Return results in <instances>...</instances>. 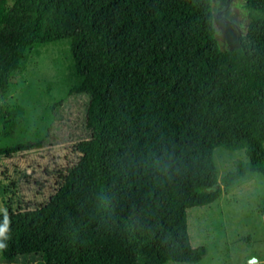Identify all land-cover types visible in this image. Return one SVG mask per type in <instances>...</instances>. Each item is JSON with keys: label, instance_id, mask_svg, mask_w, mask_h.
Returning a JSON list of instances; mask_svg holds the SVG:
<instances>
[{"label": "trees", "instance_id": "obj_1", "mask_svg": "<svg viewBox=\"0 0 264 264\" xmlns=\"http://www.w3.org/2000/svg\"><path fill=\"white\" fill-rule=\"evenodd\" d=\"M243 5L238 46L221 50L211 0H0V92L64 42L89 133L60 164L34 167L46 141L3 145L26 109L0 103V184L19 189L5 198L6 264L201 261L187 210L264 175V0ZM217 149L242 153L222 176Z\"/></svg>", "mask_w": 264, "mask_h": 264}, {"label": "rangeland", "instance_id": "obj_2", "mask_svg": "<svg viewBox=\"0 0 264 264\" xmlns=\"http://www.w3.org/2000/svg\"><path fill=\"white\" fill-rule=\"evenodd\" d=\"M218 46L227 50L238 46V35L244 33L247 9L244 0H211ZM67 44L42 46L30 55L25 69L16 73L18 83L11 92H0V103L23 106L26 113L3 145L25 140H45L48 152L30 160L50 168L60 164L64 147L88 137L84 126L87 99L68 92L70 86ZM215 159L222 176L242 158L238 151L215 150ZM26 158H19L25 162ZM9 165L13 162L7 160ZM36 171L38 169L36 168ZM31 186L23 185L28 191ZM18 190L4 193L0 184V207L5 198L16 199ZM188 236L192 246H204L206 253L197 263L184 264H264V175L251 174L238 180L219 199L206 206L187 210ZM15 264H24L22 261ZM0 264H6L0 252ZM167 264H179L169 262Z\"/></svg>", "mask_w": 264, "mask_h": 264}, {"label": "clouds", "instance_id": "obj_3", "mask_svg": "<svg viewBox=\"0 0 264 264\" xmlns=\"http://www.w3.org/2000/svg\"><path fill=\"white\" fill-rule=\"evenodd\" d=\"M0 213L3 215V222L0 223V252H3L8 249V242L11 240V220L6 208L0 207Z\"/></svg>", "mask_w": 264, "mask_h": 264}]
</instances>
